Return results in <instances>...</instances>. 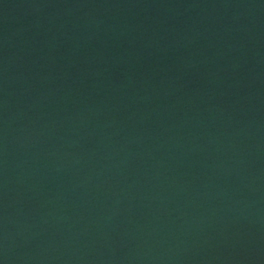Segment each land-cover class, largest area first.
I'll return each mask as SVG.
<instances>
[{"label": "water", "instance_id": "obj_1", "mask_svg": "<svg viewBox=\"0 0 264 264\" xmlns=\"http://www.w3.org/2000/svg\"><path fill=\"white\" fill-rule=\"evenodd\" d=\"M0 264H264V0H0Z\"/></svg>", "mask_w": 264, "mask_h": 264}]
</instances>
